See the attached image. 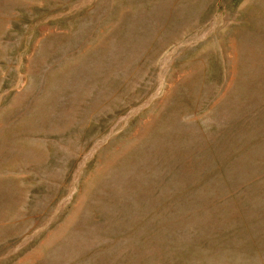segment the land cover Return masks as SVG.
Masks as SVG:
<instances>
[{
    "label": "rangeland",
    "instance_id": "obj_1",
    "mask_svg": "<svg viewBox=\"0 0 264 264\" xmlns=\"http://www.w3.org/2000/svg\"><path fill=\"white\" fill-rule=\"evenodd\" d=\"M0 264H264V0H0Z\"/></svg>",
    "mask_w": 264,
    "mask_h": 264
}]
</instances>
